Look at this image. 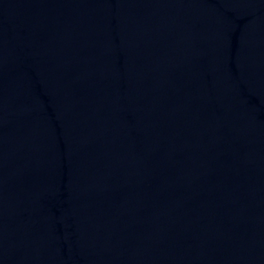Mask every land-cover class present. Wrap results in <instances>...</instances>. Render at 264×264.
<instances>
[{"label": "water", "instance_id": "95a60500", "mask_svg": "<svg viewBox=\"0 0 264 264\" xmlns=\"http://www.w3.org/2000/svg\"><path fill=\"white\" fill-rule=\"evenodd\" d=\"M0 264H264V0H0Z\"/></svg>", "mask_w": 264, "mask_h": 264}]
</instances>
